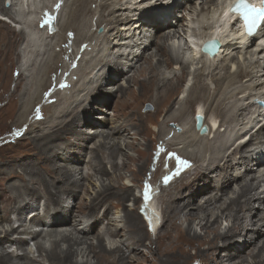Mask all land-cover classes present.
Masks as SVG:
<instances>
[{"label": "bare ground", "instance_id": "obj_1", "mask_svg": "<svg viewBox=\"0 0 264 264\" xmlns=\"http://www.w3.org/2000/svg\"><path fill=\"white\" fill-rule=\"evenodd\" d=\"M10 1L11 7H7L4 4L6 0H0V12L23 24L11 13L13 7L21 5L22 0ZM225 1L80 0V6L85 11L89 3L97 2H100L97 6L101 11H108L107 15L102 12L98 24L99 26L105 23L106 30L93 42L94 34L89 32L91 27L89 18L95 13L94 9L83 16L82 25L75 19V25L65 26L66 30L69 28L76 31L78 36L75 40L82 37L84 40L75 59L69 48L63 53V56L68 54L72 57L68 59V66L54 84L53 74L62 70L63 62L60 56L63 49L56 54H52L51 51L56 37L58 41L60 28L72 14V4L76 0H64V4L58 10L50 8L53 12L48 21L53 20V26L56 24L60 26L58 33L52 32L53 27L50 28L48 25L46 28L51 30L49 34L47 32L46 36L41 37L44 40L42 47H35L38 45L32 36H29L28 40L25 39L24 43V51L32 53L35 58H40L39 62L33 59L26 69L20 68L21 75L29 76L28 73L33 70L41 74L39 81L35 75L32 81L36 85V91L29 93L22 87V80L17 81L15 89L8 95L10 109L6 108L0 112L2 124L5 123L6 114L7 117H14L17 113L13 122L22 128V131L24 125L33 122L30 119L31 115L43 102V93L50 88L49 98L53 105L48 107V114L45 118L34 117L35 122L31 123L25 132L32 136L29 151L35 150L37 155L17 158L20 149L12 147L16 151L13 150L15 153L11 156L17 159L7 161V156L0 157V162L4 161L0 166V175L5 177L9 173L6 179L10 176L17 179L11 180L8 184L5 183L6 179L0 181V187L7 191L0 202V264H102V256L105 257L108 253L115 257L107 256L108 264H119L118 261H121L120 264H143L145 261L149 264H264V190L260 191L262 180H258L257 175L264 169V155L261 156V153L264 154V108L257 102L264 101V35L262 31L257 34L256 38H262V41L256 44L255 38L247 39L235 29L227 32L222 24ZM28 4L30 6V3ZM43 6L49 8L47 4ZM183 10L186 13L182 12ZM187 14L194 17L188 18ZM64 16L65 19L62 21ZM44 18H47L46 12L32 24L40 25ZM172 19L177 23L173 24ZM3 20L5 19L0 17V39L6 40L15 29L7 20ZM24 24L29 23L24 21ZM216 29L221 46L213 58L208 59L209 61L204 60L205 58L198 59L196 54L190 56L186 62L180 59L182 55L179 53L184 46L180 44L181 42L176 45L177 40L186 38L188 42L193 41L192 36L202 38ZM24 34L25 28L18 34L16 32L17 36L13 39L12 46L8 40L2 44L0 41V55L18 52L16 58L19 61L10 60L13 65L21 61V52L18 48L22 43L18 37H23ZM161 50L165 51L163 57L160 56ZM51 54L53 56L50 60ZM164 59L174 65H163ZM48 60L50 61L43 65ZM42 62L44 63L41 64ZM194 64H198L196 72L193 70L195 81L193 80L189 87L193 90L188 98L186 94L183 97L187 98V103L193 108L194 103L201 99V95L196 94L194 87L197 84V87L203 86L201 76L204 74L213 80V87H209L212 89L210 95L205 104H199L194 111L165 119L167 124L171 121L177 122L181 126V131L177 124L169 126L168 130H157L154 139H161L166 145L158 140L160 148L159 154L155 155L157 161L154 164L152 179L146 186L145 181L142 183L144 188L140 189L139 197L132 184L134 180H142L143 175L150 169L155 144L152 143L154 141L146 142V149L136 158L130 156L128 152L123 154V144L126 145L124 148L138 149L139 145L135 140L146 133L144 129L142 130L143 123L153 119L155 112L162 114L173 106L171 100L179 93L180 84L185 86L187 69ZM72 65L74 67L68 73ZM108 66L110 70L105 75L100 67ZM162 66V76H159L157 73ZM119 67L122 68L120 73L115 71ZM3 71L4 68L0 67V78ZM130 71L133 73L125 77L126 82L119 86L116 84L109 88L105 85L120 76L123 78L122 76ZM221 71L225 72L221 74ZM228 74L233 77L241 74L242 76L224 86V82H227L224 76ZM81 80L82 85L78 86ZM244 81L252 82L250 87H245L248 88L247 91L235 86ZM9 84L8 81L3 83L5 87L3 91L9 88ZM128 84L139 86V93L124 89ZM130 88L129 85L128 89ZM27 92L29 96L21 109L20 95L23 97ZM159 92L166 94L164 101L156 98ZM5 93L1 95L2 98L5 97ZM240 93L243 94L238 98ZM116 96L115 103L121 108L128 106L139 109L147 102L161 108L153 113V106L146 104L151 108L141 112L127 111L119 116L121 113L115 114L108 110L102 120L94 121L96 116L90 117L92 108L90 111L88 106L93 100L97 99L101 104L110 106L113 101L108 104L106 99H114ZM209 99L213 101H210L207 107ZM241 99L245 101L238 104ZM82 104H85L84 109L81 112L77 111L71 120L61 126L65 118ZM218 104L223 109L229 110L233 107L235 109L228 117L218 116L221 121L216 127L217 117H214L216 120L210 119L208 110L217 109ZM96 108L106 110L98 106ZM252 108H256L254 116L246 121L248 111ZM199 112L204 114L203 124L209 125L206 134H201L197 128V122L201 118ZM211 123L213 127L210 126ZM82 124L86 128H79ZM224 125L226 132H235L234 137L258 128L248 140L241 141L238 146L231 149L232 139L230 137L221 139L219 129ZM51 126L53 128H49ZM87 127H95V130L88 131ZM70 130L77 138L64 147L65 150L70 149L64 156H60V160L65 162H57L59 160L55 154L60 153L58 150L64 144L62 137ZM42 131L44 134H40ZM243 138L245 135L241 137ZM218 139L221 141L216 144ZM139 141L142 142L141 139ZM203 143L220 148V153L215 156L207 152L208 155L198 158L196 152L206 150ZM9 144L7 141L2 145L10 148ZM179 144L182 145L180 148ZM72 147L79 148V153H76L75 149L72 150ZM190 147H193L192 151ZM106 150L109 153H106ZM119 155H124L121 161L116 159V156L120 157ZM120 164L122 169L119 167ZM108 165L111 171L108 170ZM41 166H46L45 173L40 169ZM86 168L89 170L85 171ZM91 168L97 171L94 172ZM128 171H131V177L125 175ZM46 173L52 177H48ZM85 178L91 185L85 183ZM187 193L190 194L186 199ZM71 196H75L79 201L72 203L68 199ZM147 198L149 202L157 203L161 212L160 220L145 201ZM199 198L202 200L197 202ZM128 199H131V204L125 203ZM255 202L259 203L257 211ZM139 205L143 212L145 211L144 214L135 212ZM27 211L31 212L26 213ZM96 215L97 218H94ZM258 216L263 218L257 221ZM23 217L30 220V224L24 221L20 227L13 228L11 223L15 220L19 222ZM223 219L231 222L225 231L220 230ZM149 224L155 227L153 232L157 236L150 244H157V249L150 250L148 254L146 253L148 251L144 252L141 249L149 247L145 242L153 234L148 229ZM199 226L201 231H198ZM97 227L100 230L96 232ZM168 228H171L172 232L165 235ZM14 234L18 235L13 236ZM239 236L248 237L250 240L244 243L243 248L238 246L231 249L226 257H222L225 252L221 251L227 244L240 243V238L232 241L230 238ZM29 238L35 241L36 249L32 246L27 248ZM258 242L261 244L258 245ZM14 246L16 249L9 250ZM142 251L143 255L139 256Z\"/></svg>", "mask_w": 264, "mask_h": 264}, {"label": "rangeland", "instance_id": "obj_2", "mask_svg": "<svg viewBox=\"0 0 264 264\" xmlns=\"http://www.w3.org/2000/svg\"><path fill=\"white\" fill-rule=\"evenodd\" d=\"M3 1V0H2ZM5 1V0H4ZM28 3H30V6H29V4ZM98 3H100V2H97V3H89L88 4V7H87V9H89V10H87L86 9V11L83 9V8H81V6H80V0H76V2L74 3V4H72L73 6H72V8H73V11H72V14H71V16L67 19V21H66V23L60 28V35H59V38H58V41H57V37L55 38V40H54V43H55V45L53 46V49H52V51H51V53L52 54H56V53H58L61 49H63V51L61 52L62 54H61V60H62V62H63V64H62V66H61V68H62V70H59V71H57V72H55L54 74H53V76H54V78L52 79V81H53V84L59 79V77L62 75V73L64 72V70L66 69V66H68V63H69V61H68V59L69 58H71L72 56H73V54H74V56H73V59H75V56L77 55V52H78V49L80 48V46L82 45V42H83V40H84V38L82 37V38H80V40H75V39H77V36H78V34H76V31H72V30H70L69 28L66 30V25H68V26H71V25H75V19H77V23L78 24H80V25H82V22H83V20H84V17L83 16H85L86 14H88L89 12H90V10L91 9H94L95 10V13L89 18V23H90V25H91V27H90V30H89V32L91 33V34H94V39H93V42L94 41H96L98 38H99V36L100 35H102L104 32H105V30H106V27H105V23L104 24H102V25H99L98 26V24H99V18H100V16H101V14H102V12L103 11H101L99 8H98ZM106 3H108V2H106ZM7 7H11V1L10 0H6V2L4 3ZM47 4V6H49V8H46L45 6H43V5H46ZM56 4H58L59 5V7H56L55 9L56 10H58L60 7H61V5L62 4H64V0H57V2H55V0H22V3H21V5L20 6H16V7H13L12 8V12L11 13H13V15L16 17V19L17 20H20V21H22L23 22V24L22 23H20V22H16L15 20H13V18H11V17H9L8 15H5V14H3L2 12H0V17H3L5 20H7V22H9V24H10V26L13 28V29H15V30H12L11 31V33H10V37L8 38V39H6V40H8L9 41V44H10V46H12L13 45V39L14 38H16V32H17V34L18 33H20V31L23 29V28H25L26 29V34H24V36L22 37H18V39H19V41H20V43H22V46H19V48H18V51H20L21 52V55H20V58H21V61H20V63H18V64H15L14 63V65L11 63V59L12 60H15V62L18 60L17 58H16V54L18 53L17 51H15V52H11V54L10 53H8V52H6V53H4L3 55H0V67L1 68H4V71L1 73V78H0V112L1 111H4L6 108L7 109H10V107H11V104H10V101H9V98H8V95L10 94V93H12V91L15 89V87H16V84H17V81H20V80H22V82H23V84H22V87L25 89L26 88V90L30 93V92H32L33 90V93H35V91H36V85H34V82H32L33 80H34V78H35V76H36V80L37 81H39V79H40V77H41V74H38V72H37V70H33L31 73H28L29 74V76H27L26 74H20V68H27L28 66H29V64H30V62L33 60V59H37L36 61H40V58L38 57V58H35V55H31L32 53H29L28 51H24L23 49H24V47H25V39L26 40H28V37L29 36H32L34 39H35V43H36V45H38V46H35V47H42L43 45V43L42 42H44V40H42V38L41 37H43V35L44 36H46V34H47V32H48V34H49V31L51 30L50 28H46V27H48V25L47 26H40L39 24L38 25H33L32 24V22H34V21H37L39 18H40V16L42 17V15H43V12L45 13V12H47V10H51L50 8H53V7H55L56 6ZM171 5V4H170ZM76 6V7H75ZM165 6H167V5H165ZM93 7V8H92ZM44 8V9H43ZM76 8V9H75ZM98 8V9H97ZM54 9V8H53ZM20 10V11H19ZM43 10V11H42ZM23 11H24V13H23ZM37 11V12H36ZM39 11V12H38ZM53 12V11H52ZM52 12H51V16H52ZM106 12H108V11H105V12H103V14L104 15H107L106 14ZM182 12H184V13H186V11L185 10H183ZM42 13V14H41ZM76 15V17H74ZM79 15H81V16H79ZM51 16H50V18H51ZM39 17V18H38ZM54 17L56 18L57 17V13H55V15H54ZM80 17V18H79ZM187 17L189 18H192V17H194V15H188L187 14ZM49 17H48V15H47V18L46 19H50ZM65 19V16L63 17V19H62V21ZM5 20H3V21H5ZM24 21H28V23L29 24H24ZM73 22V23H72ZM98 22V23H97ZM62 23V22H61ZM69 23V24H68ZM172 23L173 24H175V23H177V21H175V19H172ZM5 25V24H4ZM24 25H26V27L24 26ZM61 25V24H60ZM89 25V26H90ZM2 26V25H1ZM5 26H8V25H5ZM9 27V26H8ZM51 27V26H50ZM53 27V29L51 30L52 32H57L58 33V31H59V27H58V24H56V25H54V26H52ZM101 28H102V30H101ZM1 30H3L2 28H1ZM199 31H200V29H198ZM44 31V32H43ZM67 31V32H66ZM190 31H191V29H190ZM198 31V32H199ZM98 36V37H97ZM188 38V37H187ZM88 39V38H87ZM5 39H3V38H1L0 39V41H1V44L2 43H4L5 41H6ZM57 41V42H56ZM179 41V42H178ZM7 42V41H6ZM63 42H65L66 44H63ZM79 42V43H78ZM168 42V41H167ZM181 42V43H180ZM41 44V46H40V44ZM177 43L179 44H182L184 47L180 50V56L182 57H180V59H182V61L184 60L185 62H186V60L187 59H189V57L188 58H185L184 56H183V54H185L186 53V51H187V53H188V50H186L185 49V47L188 45V40L186 39V38H184L183 40H177ZM176 43V45H178ZM157 45V40H156V42H155V46ZM67 48H69L70 49V52H71V54H72V52H73V54H72V56L70 57V56H68V54L66 55V56H63V53L67 50ZM105 49L107 48V47H104ZM144 50V49H143ZM186 50V51H185ZM138 53H139V50H138ZM51 54V58H50V60L52 59V55ZM94 54H96V53H94ZM163 55L165 56V51L164 50H161V53H160V56H162L163 57ZM34 56V57H33ZM184 57V58H183ZM50 60H48V61H46L45 63L44 62H42L41 64H43V65H45L46 63H48ZM19 61V60H18ZM209 61V60H208ZM111 62V61H110ZM163 65H167V64H170L171 66H172V64L173 63H170V62H167L165 59H164V61H163V63H162ZM174 65V64H173ZM176 66H179L178 64H175ZM31 67V66H30ZM73 65L70 67V69H69V71H68V73H70L71 71H72V69H73ZM32 68V67H31ZM102 70V72L103 73H105V75L107 74V72L110 70V66H108V68H106V67H100ZM33 69H34V66H33ZM105 69V70H104ZM114 69V68H113ZM163 66L160 68V71H158V73H157V75H159V76H162V72H163ZM122 70V68L121 67H119V68H117L115 71L116 72H118V73H120L119 71H121ZM187 70H190V68L189 69H187ZM101 71H99V73L101 72ZM114 71V72H115ZM193 70H191L190 71V73H188V78H187V81H186V84L187 85H183V84H180V90H179V93L178 94H176L174 97H173V99L174 100H171V102H172V104H173V106L171 107V108H169V109H167L164 113H162V114H159V112H155L154 113V111H156V110H160V108L161 107H159L158 106V108H157V105H155L154 106V104L152 103V102H147L146 104H150L151 106H153L152 107V111H153V113L155 114V116H154V118L153 119H150L149 121H146V123H143V125H142V130L144 129V131L146 132L145 133V135L143 136L142 135V137H138L135 141L138 143V145H139V147H138V149H135V148H124V146H126L125 144H123V154L125 153V152H128L129 153V155L130 156H132V157H139V155H140V152H142V151H144L145 149H146V142H152V141H154V142H152V143H154L155 145H154V147H153V151H154V157H153V162H152V165H151V167H150V169L143 175V178H142V180L140 181H138V180H134L133 181V184L132 185H134V187H135V189H136V194H140L139 193V191H141L140 189H142V188H144L143 186H142V183H144V181L146 182L145 183V185L144 186H146L147 185V183L148 182H150L151 181V179H152V174H153V170H154V164H155V162L157 161V158H155V155H156V153L157 154H159V152H158V148H160L159 146H158V140H160V142L161 143H163V140H161V139H154L155 137H156V134L155 133H157V130H159V129H165V130H168L169 129V126L170 127H172V125L173 124H177L178 125V123L177 122H173V121H171L169 124H167V123H165V119H167V118H172V117H176V116H181V115H186L188 112H191V111H194L195 109H196V107L199 105V104H201V103H204L207 99H208V97H209V95H210V92H211V88H209V87H213V85H212V83H213V80H211L210 78H212V77H210V76H208L207 74H204V75H202L201 76V81H202V83H203V86L202 87H197L198 86V84H197V86H195L194 87V90H195V92H196V94H198V95H201V99H198L195 103H194V105L192 106L193 108H191V106H189V104L187 103V101H186V99L188 98V96L190 95V92L193 90V89H189V87L192 85V83L195 81V76L193 75V74H195V72L193 71V73H192V75H191V72H192ZM161 72V73H160ZM225 71H221L220 73L221 74H223ZM133 73V71H130V72H128V73H126L125 74V76H122L123 78H121V76L119 77V78H117L116 80H113V81H108L107 83H105V85H107V86H109V88L110 87H112V86H115L116 84H117V86H119L120 84H122V83H124V82H126V78L125 77H127V76H130L131 74ZM199 73V72H198ZM35 75V76H34ZM37 75H38V77H37ZM49 75V74H48ZM123 75V74H122ZM244 75V74H243ZM194 76V77H193ZM207 76H208V79H207ZM242 76V74L241 75H237V76H235V77H233L232 75L231 76H229V74H228V76H224V78L226 79V81L227 82H224V86H226L231 80H234V79H238L239 77H241ZM31 77V78H30ZM22 78V79H21ZM58 78V79H57ZM77 78V77H76ZM194 80V81H193ZM5 81H8V82H10V84H9V88L8 89H6V91H3L4 90V88L5 87H3L4 85H3V83L5 82ZM190 81V82H189ZM212 81V82H211ZM81 82H83V80H81L79 83H81ZM245 82V81H244ZM244 82L243 83H237L235 86L236 87H238V86H240V88H243L242 90L243 91H247L248 90V88H245V87H250V85H252V82H250V81H248V82H245V84H244ZM96 84V83H95ZM191 84V85H190ZM239 84V85H238ZM242 84H244V85H242ZM82 85V83L80 84V85H78V86H81ZM104 85V87H106ZM129 85H130V89H128V87H129ZM132 85V86H131ZM53 86V85H52ZM51 86V87H52ZM184 86V87H183ZM127 87V88H126ZM56 88H58V87H56ZM138 88H139V86H137V85H135V84H128V85H125V87H124V89H126V90H129V91H135V92H137V93H139V90H138ZM186 88V89H185ZM49 90L48 91H45L44 93H43V95H44V100H43V102H41V104L40 105H38L37 107H38V109H35V111L32 113V115H31V118L30 119H32V121L33 122H35V119L36 118H38V117H40V118H42V117H44L45 118V116L48 114V107L50 106V105H53L51 102H50V98H49V92H50V88H48ZM52 89V88H51ZM188 89V90H187ZM186 90V93H184V91ZM4 92H6L5 93V97H1V95L4 93ZM28 92H27V94H25L23 97H22V94L20 95V104H21V106L22 105H24V101H26V99L28 98V96H29V94H28ZM162 92H159L156 96V98L159 100V101H164L165 99H166V94L165 93H162ZM180 93H181V96H180ZM184 94H186L185 96L187 97H183L184 96ZM243 93H240L239 94V96H238V98H240L241 97V95H242ZM163 95V96H162ZM22 97V98H21ZM26 97V98H25ZM162 97V98H161ZM180 98V99H179ZM185 98V99H184ZM117 99V96L114 98V99H111V98H108V99H106L107 100V103L109 104V103H111V101H113V103L112 104H110V106H108V105H103V104H101L100 102H99V100H97V99H95V100H93L92 101V103L88 106V109L91 111V108H92V113L90 114V117H95L96 116V118H94V121H98V120H102L104 117H105V115L107 114V111L108 110H110V112H111V110H112V112H114L115 114H118V113H121V114H119V116H122L124 113H127V111L128 112H132V113H135L136 111L137 112H141V111H145L146 109H150L151 107H147V105L145 104L143 107H141V108H139V109H137V108H135V109H133L132 107H128V106H125V107H123V108H121L120 106H117L116 105V103H115V100ZM184 99V100H183ZM218 100V99H217ZM242 100V101H241ZM241 100H239L238 101V104H241L242 102H244L245 100H243V99H241ZM256 100V99H255ZM258 100V99H257ZM180 101V102H179ZM185 101V102H184ZM210 101H213L212 99H209L208 100V102H207V107H208V103L210 102ZM179 102V103H178ZM98 103V104H97ZM85 104H86V102H85ZM85 104H82V105H80L79 107H77L67 118H65V120L63 121V123L61 124V126H64L69 120H71V118L77 113V111H82L84 108H83V106L85 105ZM179 104V105H178ZM205 104V103H204ZM149 105V106H150ZM220 104H218V107H217V109L216 108H209V110H208V112H209V114H208V116H209V118L211 119V118H214V117H217V124L219 123L220 124V121H221V119L220 118H218V116H220V115H222V116H225V117H228L229 115H230V112L231 111H233L235 108L233 107V108H231V109H229V110H227V109H223L222 108V106H219ZM260 105V104H259ZM258 105V106H259ZM102 107V108H104V109H106V110H99L98 108H96L95 109V107ZM23 107L24 106H22L21 107V109H23ZM93 107H94V109H93ZM156 107V108H155ZM182 107V108H181ZM43 108H45L47 111H45ZM81 108V109H80ZM115 108V109H114ZM132 108V109H131ZM264 108V107H263ZM262 108V109H263ZM20 109V110H21ZM131 109V110H130ZM141 109V110H140ZM182 109H183V111H182ZM256 110V108H252L251 109V111H248V114H247V117H246V121H248L250 118H251V116L253 115L254 116V111ZM19 111V109H17V112ZM171 111V112H170ZM180 111V112H179ZM212 111H214V112H212ZM256 114H257V112H256ZM50 115H51V113H50ZM102 116V117H101ZM166 116V117H165ZM17 117V113H15V115H14V117H10V116H8L7 117V114H6V120H5V123L4 124H2L1 123V119H0V157H8V159H7V161H9V160H14V159H17V158H21V157H28V156H35V155H37V151H29V148H28V146H29V144H31L32 143V136H30L31 134H27V133H25V132H27L28 131V128L31 126V123L33 124V122H29L27 125H24V131L22 130L21 131V129L22 128H19L18 126H16V125H14V122H13V120L15 119ZM35 117V119H33ZM98 117H100V118H98ZM111 118H113V116H110ZM110 117H109V119H110ZM194 117H195V114H194ZM39 118V119H40ZM215 120H216V118H214ZM164 120V121H163ZM163 121V122H162ZM211 121V120H210ZM163 124H162V123ZM262 122V121H261ZM263 122H264V119H263ZM65 123V124H64ZM164 124H166V126L164 125ZM212 124L213 123H211L210 124V126L211 127H213L212 126ZM216 124V125H217ZM219 124L216 126V127H218L219 126ZM111 125V124H110ZM159 125V126H158ZM163 125V126H162ZM178 126H180V125H178ZM28 127V128H27ZM55 127V126H54ZM82 127H84V128H86V126L84 125L83 126V124L82 125H80V127L79 128H82ZM160 127V128H159ZM49 128H53V126H51V127H49ZM87 128H89L88 129V131L89 130H95L94 128L95 127H87ZM168 128V129H167ZM174 128V127H173ZM222 128V129H221ZM219 130H220V132H221V139H225V138H231L232 139V145H231V149H233V147H236V146H238L240 143H241V141L243 142V141H245V140H248L250 137H251V135L253 134V132L255 133L256 132V130H257V128L258 127H255V128H253L252 130H250V131H245L246 133H242V135L240 134V136H235L234 137V131H225V128H226V125H224L223 127H221ZM180 131H181V126H180ZM39 133V132H38ZM23 134H27V135H25V136H23ZM40 134H44V131H42V132H40ZM19 135H20V137H19ZM34 135H35V133H34ZM233 135V136H232ZM245 135V138H243V139H241V137L242 136H244ZM247 135V136H246ZM30 137H31V139H30ZM58 137H61V136H58ZM238 137H239V139H238ZM23 138V139H22ZM29 138V139H28ZM63 141H64V144L62 145V148H60L59 150H58V152H60L59 154H55V157H56V159L57 160H59V161H57V162H65V161H63V160H60V156H64L65 154H66V152L68 151V150H70L69 148H67L66 150H65V148H66V145H67V143L68 142H74L75 140H76V138H77V136L76 135H74V133L70 130V132L68 133V134H64L63 135ZM20 139H22V140H20ZM139 139H141L142 140V142L141 143H139L140 141H139ZM163 139H165V137L163 138ZM221 139H218L217 140V142H215L216 144H218L220 141H221ZM15 140H16V142H15ZM20 142H19V141ZM95 140H97V137L95 138ZM95 140H94V142H95ZM117 141L119 140V139H116ZM9 142L10 144H9V146H10V148H8L7 146H4V145H2L3 143H5V142ZM121 141V140H120ZM234 141V142H233ZM235 141H236V143H235ZM122 142V141H121ZM124 142V141H123ZM19 146H18V145ZM143 144V145H142ZM163 144H165V143H163ZM203 144H205V148H206V150H208V151H206V150H202L203 152H196V154L199 156L198 158H201V157H204V155L206 154V155H208L207 154V152H211V154H213V155H218L219 153H220V148H218V147H216V146H214V145H212L211 146V144L210 143H203ZM209 144V145H208ZM93 145V142L91 143V145H89V147L91 148V146ZM166 145V144H165ZM164 145V146H165ZM163 146V147H164ZM179 146H182V145H178V147ZM184 146V145H183ZM196 145H194V147H195ZM12 147H15L16 149H20V155L17 157V158H15V156H11V154L12 153H15V149H12ZM65 147V148H64ZM3 148V149H2ZM180 148V147H179ZM191 148H193V147H190L189 149L192 151V149ZM195 148H197V147H195ZM214 148V149H213ZM8 149H11V151H8ZM73 149H75V151H76V153H79L78 151H79V148H77L76 149V147H72V150ZM13 150H15V151H13ZM168 150V149H167ZM89 151V148L87 149V152ZM187 151V150H186ZM108 152V150H106V153ZM6 153V154H5ZM109 153V152H108ZM4 154V155H3ZM262 155H264L263 153H261V156ZM120 157H118L117 158V156H116V159L118 160V161H121V157H123L122 155H119ZM212 156V155H211ZM260 156V155H259ZM82 157V156H81ZM101 158H102V156H100ZM104 158V157H103ZM102 158V159H103ZM141 162H142V160H141ZM4 163V161H2V162H0V166L2 165ZM254 164H252V166H253ZM122 165L120 164L119 165V167H121ZM44 167H46V166H41L40 167V169L44 172ZM50 168V167H49ZM52 171H53V169L52 168H50ZM91 169H93V168H91ZM120 169H122V167L120 168ZM87 170H89L88 168H86L85 169V171H87ZM94 170V172H96L97 170L96 169H93ZM108 170L109 171H111V167H110V165H108ZM241 171H243V170H241ZM256 172H258V171H256ZM45 173V172H44ZM9 173H7L6 174V176L5 177H3V175H0V181H3L4 179H6V177H7V175H8ZM127 174V176L128 177H131V171H128V172H126L125 173V175ZM130 174V175H129ZM46 175L48 176V174L46 173ZM257 175H258V180H262L261 181V189H260V191H263L264 190V169L261 171V172H259V173H257ZM48 177H52V176H48ZM160 177V176H159ZM159 177H157V179L159 178ZM14 179H16V177L15 176H10V177H8L7 179H6V181H5V183L6 184H8L11 180H14ZM86 180H85V183H87V184H89V185H91L90 184V182L87 180V178H85ZM249 180L251 179V177L250 178H248ZM17 180V179H16ZM55 181H57V180H55ZM256 182H258L257 180H255ZM233 187H235V186H233ZM8 189H9V191H10V188L8 187ZM41 190H42V188H41ZM7 193V191L2 187H0V202H1V200H2V198H3V196H4V194H6ZM189 194L190 193H187V197H186V199L189 197ZM139 197H140V195H139ZM120 198V197H119ZM131 198H133V197H131ZM72 203H75V201H79V199H77L75 196H71V198L69 197L68 198ZM41 200H43V199H41ZM88 199L86 198V201H87ZM130 200V201H129ZM202 200V198H199V200L197 201V202H200ZM45 201H46V198H45ZM145 201H147V200H145ZM42 202H44V201H41V203ZM131 199H128L125 203L126 204H131ZM106 203H109V202H107L106 201ZM112 203V202H111ZM134 203V202H133ZM161 203V202H160ZM110 204V203H109ZM154 205V208H155V210H156V212H155V210H154V213L156 214V216H157V218H158V220H160V218H161V212H160V210L158 209V205H157V203H153ZM112 205V204H111ZM141 205V204H140ZM140 205H139V207H137L136 208V210H135V212L136 211H138V214H140L141 215V213H143L144 214V212H143V209H141L140 208ZM258 206H259V203H257V202H255V211H257V209H258ZM16 207V206H15ZM52 207V206H51ZM161 210H162V208L161 207H159ZM141 209V211H139ZM4 210H6V208H5V206H4ZM42 209H40V211H41ZM117 209H114V211H116ZM29 212H31V211H27L26 213H29ZM141 212V213H140ZM25 213H23V215H24ZM97 214V213H96ZM142 214V215H143ZM32 215H33V213H32ZM32 215H31V217H32ZM102 216H103V214H101ZM95 216V215H94ZM14 217V216H13ZM94 218H97V215H96V217H94ZM93 218V219H94ZM263 217L262 216H258L257 217V221L259 220V219H262ZM96 220V219H95ZM95 220H93V221H95ZM24 221H26V223H28V224H30V220L28 221V220H26L25 219V217H23V218H21L20 219V221L18 222V221H13V223H11L12 224V227L13 228H18V227H20L23 223H24ZM223 221V225H222V227H221V231H225V230H227L228 229V227H229V225H230V221L229 220H222ZM158 225V224H157ZM155 226V225H154ZM165 227V226H164ZM144 228H146V226L144 227ZM199 229H198V231H201V229H200V226L198 227ZM47 229H49V228H47ZM46 229V230H47ZM148 229H149V231L150 232H153L154 230H155V227L153 228V226H149L148 227ZM30 230H32V229H30ZM100 229H99V227H97L96 228V232L97 231H99ZM172 232V229L171 228H168L167 230H166V234L165 235H169L170 233ZM201 233H203V231L201 232ZM93 234H95V233H93ZM18 235V234H17ZM17 235H13V236H17ZM165 235H164V237L163 238H165ZM31 236V235H30ZM32 237V236H31ZM157 238V236H155V233L153 232V234L151 235V238H147L146 239V243H147V245H149V247H145V248H143V249H141V250H143L144 252L145 251H148V252H146V253H148L149 254V251L151 250V251H155L156 249H157V244H150V241L151 240H155ZM239 238H240V236L239 237H236V238H230V241H232V240H239ZM20 240H22V239H20ZM247 240H250L248 237H242V238H240V243L239 242H234L233 244H227L226 245V247H225V249H222V251L221 252H225L224 254H222L221 256L222 257H226L227 256V253L231 250V249H234V248H237L238 246H240V247H244V243L247 241ZM95 241V240H94ZM152 242V241H151ZM107 243V242H106ZM109 243H111V241H109ZM109 243H107V244H109ZM29 245H27L26 247L27 248H29V247H33L34 249H36V246H35V241H33V240H31V238H29V243H28ZM259 244H261V242H258V245ZM14 249H16V247L14 246V247H12V248H9V250H14ZM146 249V250H145ZM22 251V250H21ZM143 251L142 252H140V254H139V256L140 255H143ZM194 252V250L192 251V253ZM22 253H23V251H22ZM36 256L38 255V253L36 252V254H35ZM134 255V254H133ZM107 256H113V257H111V258H115L114 257V255L113 254H107V255H105V257H104V255L102 256L103 258H102V264H108L107 263ZM237 259V258H236ZM119 262V264L121 263V261H118ZM133 263H135V261H132ZM143 264H149L147 261H145Z\"/></svg>", "mask_w": 264, "mask_h": 264}, {"label": "snow or ice", "instance_id": "obj_3", "mask_svg": "<svg viewBox=\"0 0 264 264\" xmlns=\"http://www.w3.org/2000/svg\"><path fill=\"white\" fill-rule=\"evenodd\" d=\"M59 7V5H57ZM237 9H245L244 19L248 32L251 34L253 29L257 26V21L264 19V10L255 8L247 3L244 0H239L235 5Z\"/></svg>", "mask_w": 264, "mask_h": 264}, {"label": "water", "instance_id": "obj_4", "mask_svg": "<svg viewBox=\"0 0 264 264\" xmlns=\"http://www.w3.org/2000/svg\"><path fill=\"white\" fill-rule=\"evenodd\" d=\"M260 103L264 106V102L263 101H260ZM149 107H151V106H149ZM200 117L201 118H199V121L197 122V128L199 129V131H200L201 134H206L207 131H208V127L206 125H203L202 126V124H203V122H202L203 117L202 116H200Z\"/></svg>", "mask_w": 264, "mask_h": 264}]
</instances>
